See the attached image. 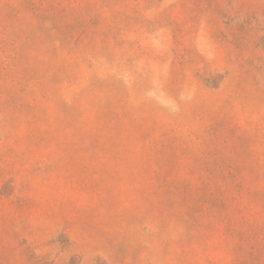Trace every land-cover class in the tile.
<instances>
[{"label": "rangeland", "instance_id": "1", "mask_svg": "<svg viewBox=\"0 0 264 264\" xmlns=\"http://www.w3.org/2000/svg\"><path fill=\"white\" fill-rule=\"evenodd\" d=\"M0 264H264V0H0Z\"/></svg>", "mask_w": 264, "mask_h": 264}]
</instances>
